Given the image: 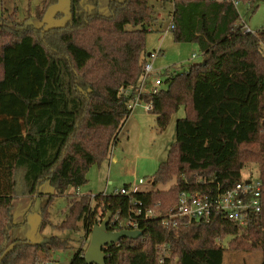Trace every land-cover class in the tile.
<instances>
[{
	"label": "trees",
	"instance_id": "1",
	"mask_svg": "<svg viewBox=\"0 0 264 264\" xmlns=\"http://www.w3.org/2000/svg\"><path fill=\"white\" fill-rule=\"evenodd\" d=\"M159 1L173 3L175 41L197 44L204 56L183 72L165 70L161 90L141 96L162 130L185 109L167 159L152 178L154 187L175 184L132 197L76 193L59 229L79 231L83 221L89 237L109 212L126 217L136 207L133 198L144 209L167 213L182 192L225 193L243 180L246 165L256 164L263 208L245 224L217 214L168 230L142 215V236L109 245L105 254L107 264H160L166 243L177 264H224L226 251H259L264 264V31L245 33L231 3ZM241 1L253 12L264 2ZM58 2L44 0L46 8ZM90 3L85 9L83 0H71L70 19L61 27L21 26L15 14L0 23V264H43L69 247L58 237L11 241L13 199L38 194L44 182L60 194L78 191L89 169L109 158L132 113L148 57L146 38L159 22L156 6L152 0H110L104 15L97 0ZM49 222L44 211L39 230ZM85 253L81 247L70 264H87ZM165 264H172L169 257Z\"/></svg>",
	"mask_w": 264,
	"mask_h": 264
},
{
	"label": "rangeland",
	"instance_id": "2",
	"mask_svg": "<svg viewBox=\"0 0 264 264\" xmlns=\"http://www.w3.org/2000/svg\"><path fill=\"white\" fill-rule=\"evenodd\" d=\"M40 1L41 3L36 5L34 0H0V23L14 14L16 15L15 21L21 26L49 29L64 26L69 21L71 0H59L49 8H46L44 0ZM90 1L83 0L85 9L93 4ZM109 1L97 0V9L100 13L110 14ZM152 3L156 6L159 22L156 25L157 30L147 35L146 53L149 54L156 50H162V53L154 62L152 60L154 72L145 87L148 92L165 70L183 72L188 70L192 64L201 63L204 60L197 44L177 42L172 31L165 33V29L171 22L169 13L173 10L172 3L162 4L159 0H152ZM257 7L255 12L250 5H242L239 8L241 21L253 32L264 31V2L258 3ZM163 87L166 88V85ZM184 117L185 109L182 107L173 114L168 127L162 130L158 125L157 116L151 113L146 102L142 101L133 108L118 135L117 142L111 148L109 158L89 169L88 182L78 189V193L77 190L71 188L65 194H60L49 182H44L39 186L38 194L34 196L17 194L14 197L15 226L10 232L11 241L28 240L46 243L53 237L68 240L69 247L52 252L50 258L43 264H70L81 247L88 248L91 239V236H86L83 221L79 223V231L59 229L70 205L77 199L75 194L82 193L91 196L100 193L113 194L116 189L139 183V180L145 182L139 185L143 191L169 189L175 184V179L165 185L154 187L152 178L159 165L167 159L168 152L176 140L177 121ZM258 177V165H246L243 170V180H256ZM91 206L96 207L95 200L92 201ZM44 211H47L50 222L40 231ZM230 239L231 237L226 238L221 244L228 247ZM167 253V258L169 257L172 264H177L176 254H170L168 250ZM261 261L262 253L259 251H226L224 257V264H260Z\"/></svg>",
	"mask_w": 264,
	"mask_h": 264
},
{
	"label": "built area",
	"instance_id": "3",
	"mask_svg": "<svg viewBox=\"0 0 264 264\" xmlns=\"http://www.w3.org/2000/svg\"><path fill=\"white\" fill-rule=\"evenodd\" d=\"M233 4L238 10L243 5L241 0H219ZM172 3V2H170ZM173 5V3H172ZM249 4H247L248 6ZM174 10V9H173ZM172 12H170V25L166 32L173 31L175 25L172 21ZM243 25V31L245 33H256L253 32L246 24L240 20ZM264 48V42L262 43ZM160 50L150 53L147 57L146 64L144 66V72L141 78V82L135 93L134 99L130 102L129 107L133 110L137 105L141 104V96L144 91L145 81L154 72L153 62L158 55ZM195 57V55H193ZM148 59L150 61H148ZM163 85V78L156 79L153 88L150 90L152 93H157L161 90ZM126 94L130 93L129 90L124 91ZM148 108L151 109L149 104ZM144 180H139V183L131 184L128 187L116 189L113 194L124 195L132 197L134 194L139 192L141 189L140 184H144ZM261 187L262 181L258 177L256 180H242L237 183L235 187L228 190L225 193L218 195H212L205 192H188L184 191L180 194L178 203L169 212L163 213L157 211L154 208H143L142 203H138L134 198L132 203L136 206L134 209L130 208L128 215L122 216V212L118 211L113 214L110 224L113 227V232H119L122 230H141L139 218L144 215L150 218L152 221L159 222L164 229H171L177 227L179 222L182 220H202L210 221L214 215L221 214L225 218L236 221L240 224H245L248 220L251 212H260L263 208L261 202ZM103 219H100L97 223H100ZM109 224V225H110ZM162 253L160 256V264H165L168 256L167 244L162 245ZM49 264V263H46Z\"/></svg>",
	"mask_w": 264,
	"mask_h": 264
},
{
	"label": "water",
	"instance_id": "4",
	"mask_svg": "<svg viewBox=\"0 0 264 264\" xmlns=\"http://www.w3.org/2000/svg\"><path fill=\"white\" fill-rule=\"evenodd\" d=\"M40 0H34V4H40ZM113 212H109L100 223H96L91 232V239L86 249L85 258L87 264H107L105 249L122 239H136L142 236L141 230H122L113 232L109 230V224Z\"/></svg>",
	"mask_w": 264,
	"mask_h": 264
},
{
	"label": "crops",
	"instance_id": "5",
	"mask_svg": "<svg viewBox=\"0 0 264 264\" xmlns=\"http://www.w3.org/2000/svg\"><path fill=\"white\" fill-rule=\"evenodd\" d=\"M167 28H168V27H167ZM167 28L165 29V31L167 30ZM154 30H157L156 26H155ZM162 31H163V30H162ZM162 31H161V32H162ZM165 33H167V32H165ZM156 51H157V50H156ZM160 53H162V50H160ZM149 55H150V53L147 54V56H149ZM158 57H159V56H158ZM158 57H157V58H158ZM157 58H156V59H157ZM156 59H155V60H156ZM153 62H154V60H153ZM149 78H150V77H149ZM149 78L145 81V84H144V91H145V92H148V91L145 89V87H146V84H147V81L149 80ZM153 86H154V84L152 85L151 89L153 88ZM77 193H78V191H77ZM80 194H82V193H80Z\"/></svg>",
	"mask_w": 264,
	"mask_h": 264
}]
</instances>
